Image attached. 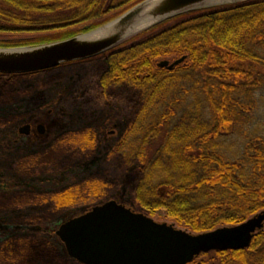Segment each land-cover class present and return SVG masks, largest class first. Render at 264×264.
Returning <instances> with one entry per match:
<instances>
[{"label": "trees", "instance_id": "1", "mask_svg": "<svg viewBox=\"0 0 264 264\" xmlns=\"http://www.w3.org/2000/svg\"><path fill=\"white\" fill-rule=\"evenodd\" d=\"M105 4L0 0V32L46 33L85 23L92 28L113 6ZM173 55L185 58L172 69L158 66L156 59ZM93 63L97 69L77 81L63 109L112 106L119 119L129 120L136 147L127 156L137 165L130 191L141 208L150 215L163 210L193 233L238 224L264 210V0L187 12L90 59L0 74V91L17 77ZM85 187L97 195L98 183ZM79 194L74 187L56 193V205ZM7 255L8 261L19 258ZM70 264L82 263L70 258ZM187 264H264V231L247 248L202 252Z\"/></svg>", "mask_w": 264, "mask_h": 264}, {"label": "rangeland", "instance_id": "2", "mask_svg": "<svg viewBox=\"0 0 264 264\" xmlns=\"http://www.w3.org/2000/svg\"><path fill=\"white\" fill-rule=\"evenodd\" d=\"M138 1L106 0L105 9L113 6L97 22L113 18ZM85 25L46 33L0 32V44L53 41ZM163 59L172 62L177 57H161L156 62ZM97 65L57 69L46 76L17 77L7 83L9 92L4 93L6 88L4 94L0 91V264H23L25 260L26 264H70L55 231L64 221L111 199L157 222L191 232L169 219L163 210L148 214L133 198L130 189L137 165L127 154L136 142L128 134L129 120L117 117L118 107L64 111L63 99ZM261 94L255 93L258 101ZM262 112L260 107L254 114ZM38 123L44 126L43 134L35 130ZM23 124L31 125L29 135L18 132ZM95 182L99 184L97 195L85 187ZM70 187L80 189L78 197L68 205L57 206L55 194ZM261 229L264 231V224ZM8 251L10 257L12 253L19 258L8 261Z\"/></svg>", "mask_w": 264, "mask_h": 264}, {"label": "water", "instance_id": "3", "mask_svg": "<svg viewBox=\"0 0 264 264\" xmlns=\"http://www.w3.org/2000/svg\"><path fill=\"white\" fill-rule=\"evenodd\" d=\"M248 0H140L101 24L42 43L1 46L0 74H23L93 58L187 12ZM184 56L159 67L172 69ZM36 131L44 133L43 124ZM28 135L30 124L18 128ZM264 224V211L234 224L191 233L115 200L94 205L60 224L55 234L67 255L82 264H187L202 252L247 248Z\"/></svg>", "mask_w": 264, "mask_h": 264}, {"label": "flooded vegetation", "instance_id": "4", "mask_svg": "<svg viewBox=\"0 0 264 264\" xmlns=\"http://www.w3.org/2000/svg\"><path fill=\"white\" fill-rule=\"evenodd\" d=\"M136 3V2H135ZM90 59V58H89ZM86 60V59H85ZM72 63H74V62H71V63H67V64H72ZM59 66H61V65H59ZM56 67H58V66H56ZM53 68H55V67H53ZM39 124V123H38ZM41 124V123H40ZM35 130H36V126H35ZM37 132V131H36ZM45 132V131H44ZM31 133V125H30V132H29V134ZM38 133V132H37ZM28 134V135H29ZM40 134V133H39ZM43 134V133H42Z\"/></svg>", "mask_w": 264, "mask_h": 264}]
</instances>
